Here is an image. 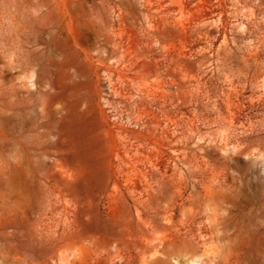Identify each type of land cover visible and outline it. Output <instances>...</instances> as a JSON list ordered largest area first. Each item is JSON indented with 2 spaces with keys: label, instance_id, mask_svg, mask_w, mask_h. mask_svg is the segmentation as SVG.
<instances>
[{
  "label": "rangeland",
  "instance_id": "1",
  "mask_svg": "<svg viewBox=\"0 0 264 264\" xmlns=\"http://www.w3.org/2000/svg\"><path fill=\"white\" fill-rule=\"evenodd\" d=\"M0 264H264V0H0Z\"/></svg>",
  "mask_w": 264,
  "mask_h": 264
}]
</instances>
